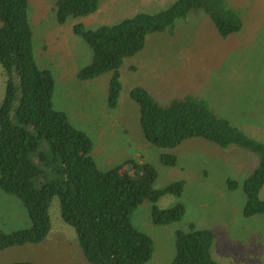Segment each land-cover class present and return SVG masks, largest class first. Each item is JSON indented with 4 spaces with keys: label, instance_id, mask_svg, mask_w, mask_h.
I'll return each instance as SVG.
<instances>
[{
    "label": "trees",
    "instance_id": "trees-1",
    "mask_svg": "<svg viewBox=\"0 0 264 264\" xmlns=\"http://www.w3.org/2000/svg\"><path fill=\"white\" fill-rule=\"evenodd\" d=\"M51 1L57 22L64 25L74 18V33L92 50L93 59L79 77L86 80L111 74L110 109L119 105L121 67L146 48L149 35L174 30L179 19L200 10L209 15L223 37L243 27V19L229 0H174L159 11H139L97 27H89L82 19L96 13L102 0ZM29 6L30 0H0V65L10 74L0 104V186L23 202L32 221L29 228L0 229V250L43 242L52 227L50 206L57 197L61 216L75 228L87 261L146 264L153 258L155 241L134 225L132 215L150 202L155 224L180 221L187 211L185 203L168 208L157 203L167 194L182 196L187 182L179 179L156 187L159 170L151 162L129 160L128 170L123 164L99 167L92 154L93 138L77 128L67 112L55 107L56 77L37 61ZM131 97L139 106L145 138L158 147L176 148L189 139L203 138L222 147L237 144L259 154L258 166L242 183L234 178L227 183L230 189H243L246 216H264V141L247 135L208 101L193 95L163 104L146 88L136 86ZM161 162L176 166L179 157L163 153ZM215 243L211 229L191 223L187 229L177 230L172 264H220L213 255Z\"/></svg>",
    "mask_w": 264,
    "mask_h": 264
},
{
    "label": "rangeland",
    "instance_id": "rangeland-1",
    "mask_svg": "<svg viewBox=\"0 0 264 264\" xmlns=\"http://www.w3.org/2000/svg\"><path fill=\"white\" fill-rule=\"evenodd\" d=\"M172 1L102 0L99 10L82 21L97 27L139 11H159ZM229 2L243 19L241 30L229 36L219 35L202 10L179 19L174 30L149 35L146 48L121 67L119 105L110 109L111 74L86 80L79 77L93 53L74 33V18L60 25L51 0H30L37 61L56 77L55 107L67 112L71 122L93 138L92 154L99 167L123 164L128 170L129 160L151 162L159 170L156 187L179 179L187 182L182 196L167 194L157 203L160 208L185 203L187 211L180 221L155 224L150 202L134 211V225L155 241L153 258L146 264H172L177 230L191 223L215 233L213 255L220 264H264V216H246L243 189H230L227 183L229 178L242 183L258 166L260 155L237 144L222 147L203 138L189 139L176 148L158 147L145 138L139 106L131 97L136 86L146 88L163 104L193 95L208 101L247 135L264 141V0ZM9 77L0 65V104ZM163 153H176L179 163L164 165ZM50 216L52 227L43 242L0 250V264H91L83 255L75 228L63 220L57 197ZM31 225L23 202L0 186V229L12 232Z\"/></svg>",
    "mask_w": 264,
    "mask_h": 264
}]
</instances>
